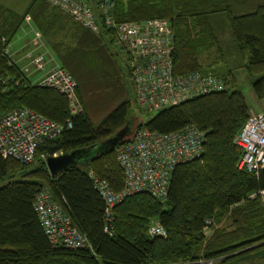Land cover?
<instances>
[{
    "label": "trees",
    "instance_id": "1",
    "mask_svg": "<svg viewBox=\"0 0 264 264\" xmlns=\"http://www.w3.org/2000/svg\"><path fill=\"white\" fill-rule=\"evenodd\" d=\"M114 2L117 21L168 19L174 34L173 72L214 75L224 88L147 113L148 119L141 120L132 116L133 101L121 86L122 79L128 77L126 59L115 51L106 32L91 33L41 0H34L22 17L3 10L0 115L26 107L60 125L70 120L71 127L39 146L29 164L0 157V182L5 181L0 186V264H224L264 247V211L259 196L264 191V168L257 176L239 170L242 150L234 143L249 115L238 89L236 68H243L252 94L264 101V0ZM25 18L40 33L54 60L75 80L80 114L71 116L63 95L34 85L7 54L9 41ZM219 19L229 28L234 52L231 61L221 60L219 54L220 42L213 27ZM212 50L220 58L203 62L202 57L212 55ZM98 115L101 117L95 121ZM127 120L135 121L133 133L139 129L169 133L194 126L204 132V142L200 160L175 167L164 202L136 193L117 204L109 236L103 231L104 203L88 173L120 191L123 176L114 152L98 155L87 169L71 168L57 177L49 174L40 155H57L102 142ZM43 188L84 236L85 247L67 249L48 243L32 207ZM207 219L211 223L204 231ZM222 221L226 227L218 226ZM154 222L164 228L166 237L147 235Z\"/></svg>",
    "mask_w": 264,
    "mask_h": 264
},
{
    "label": "built area",
    "instance_id": "2",
    "mask_svg": "<svg viewBox=\"0 0 264 264\" xmlns=\"http://www.w3.org/2000/svg\"><path fill=\"white\" fill-rule=\"evenodd\" d=\"M41 1L91 33H107L115 51L126 59L134 103L144 113L177 106L224 88L223 81L214 75L199 71L181 74L173 72L174 34L171 23L166 18L117 21L113 17L114 0ZM27 57L32 58L31 52L26 54ZM31 63L36 69L44 68L42 55L33 57ZM27 71L25 68L24 72ZM33 84L63 95L71 116L82 112L76 94V82L61 66L54 64ZM70 127V120L60 125L26 107L7 111L0 115V157L29 164L36 156L39 146L58 136L64 128ZM203 142V131L194 126H186L169 133L139 129L117 146L113 152L123 176L120 191L115 192L107 181L96 178L92 172L88 173L94 189L104 203V233L109 236L113 234V208L125 197L146 193L153 199L164 202L175 167L200 160ZM234 143L242 150L238 169L257 176L264 168V112L249 113L235 136ZM46 157L44 154L40 155L44 161ZM32 207L43 234L52 247L79 249L86 246L84 236L71 225L70 218L61 205L53 200L45 188L37 192ZM210 223V220H205L204 231H207ZM147 235L164 238L166 232L160 224L154 222L149 226Z\"/></svg>",
    "mask_w": 264,
    "mask_h": 264
},
{
    "label": "rangeland",
    "instance_id": "3",
    "mask_svg": "<svg viewBox=\"0 0 264 264\" xmlns=\"http://www.w3.org/2000/svg\"><path fill=\"white\" fill-rule=\"evenodd\" d=\"M33 1L34 0H0V4L6 6L8 8H11V11L16 13L20 17H22L24 15L26 9L30 6V4ZM25 20L27 21V23H26V21L21 23V27L19 28V30L17 31L15 36L12 39H10L9 47L13 46L14 44H17V45L22 44V45L27 46L26 49L37 47L38 49H40L42 51L41 53H43L44 49L47 48L48 49L47 55L51 54V56H53L52 52H50L49 48L44 43V40L42 39L40 33L34 30L32 25L30 24V21L28 18H25ZM216 21L218 23L216 25H214L213 27L217 33V36H218V39L220 42L219 54L221 55V60L224 59V60L231 61L229 56L230 55L234 56V52L232 49L233 42H232V39L230 37L229 28H228L226 23L225 24L220 23L219 22L220 19L216 20ZM27 37H32V38L27 43H24V40ZM29 52H31V51L29 50L27 53H29ZM214 52H215V50H212L211 51L212 55H209V56L206 55V58H205V56H203L202 57L203 62L209 63L211 59L217 60L216 58H218V57L220 58V56H218V55H213ZM38 55H42V54H38ZM26 59L31 60L32 58L29 59L27 57ZM54 64L60 66L59 63L56 62L55 60H54ZM236 64H237V62H236ZM45 67L46 68H43L40 70L36 69V67H35V69H36V71H44L50 67V64H47V66H45ZM27 68L29 70V67H27ZM234 73H235L236 81L238 83L237 84L238 89H240L242 91L244 98H245V102H246L247 106L249 107V113H252V112L253 113H262V112H264V101L257 100L254 97V95L252 94L250 81L245 76L243 68H236L234 70ZM37 75H39V73ZM34 77L35 76L33 75L32 78H34ZM121 86H122L123 90H125L126 93H128L130 100L134 102L133 89L130 85L128 77H125V80L122 79ZM133 102H132V116L134 115L141 120L148 119L150 114L142 112L140 109L135 107L136 105L134 106ZM106 111L107 110H104L101 113H105ZM100 117H101V115L96 116L95 121L98 120V118H100ZM133 123L135 124V121ZM4 183H5V181H1L0 186H2ZM259 196H260V200H261V207L264 211V192L260 193ZM218 226L219 227H226L227 223L225 221H222L218 224ZM224 264H264V247L250 251V252H248V253H246V254L238 257V258H233Z\"/></svg>",
    "mask_w": 264,
    "mask_h": 264
},
{
    "label": "water",
    "instance_id": "4",
    "mask_svg": "<svg viewBox=\"0 0 264 264\" xmlns=\"http://www.w3.org/2000/svg\"><path fill=\"white\" fill-rule=\"evenodd\" d=\"M138 125L141 126L142 123ZM133 131V122L127 120L121 129L102 142L77 148L70 152L57 154L55 156H47L44 161L46 169L52 177H57L60 173L75 167L87 169L91 160L100 154L112 152L117 146L121 145L131 136Z\"/></svg>",
    "mask_w": 264,
    "mask_h": 264
},
{
    "label": "crops",
    "instance_id": "5",
    "mask_svg": "<svg viewBox=\"0 0 264 264\" xmlns=\"http://www.w3.org/2000/svg\"><path fill=\"white\" fill-rule=\"evenodd\" d=\"M3 10H6V11L11 12V8H8V7L0 4V13L3 12ZM25 21L26 20H24V22ZM26 23H27V21H26ZM31 38L32 37H27L24 40V43H27L28 41H30ZM26 48H27V46L22 45V44L21 45L14 44L13 46H10V47L8 45L7 46V54L9 55V57L11 58V60L13 61V63H15V64H17V65L20 66V68H21V70L23 72H24V69L25 68L28 70L27 67H29V70L27 72H24V73L30 79L31 82H36L37 80H39L40 78H42L50 70V68L53 66V64H54V57L51 56V54L50 55H47L48 54V49L47 48L44 49V52L43 53H41L42 51L40 49H38L37 47L36 48H30V49H26ZM29 50L32 53L31 54L32 58L33 57H36V56H39L38 54H42L43 60H44V68H46L45 66H47V64H50V67L48 69L44 70V71H36L34 65L31 63V60L26 59V53ZM38 73H39V75H37ZM33 75L35 76L34 78H32Z\"/></svg>",
    "mask_w": 264,
    "mask_h": 264
}]
</instances>
